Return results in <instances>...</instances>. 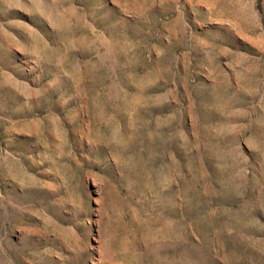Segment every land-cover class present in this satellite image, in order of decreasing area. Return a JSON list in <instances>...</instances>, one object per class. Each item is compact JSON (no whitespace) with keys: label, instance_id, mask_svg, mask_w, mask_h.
Here are the masks:
<instances>
[{"label":"rangeland","instance_id":"374dc122","mask_svg":"<svg viewBox=\"0 0 264 264\" xmlns=\"http://www.w3.org/2000/svg\"><path fill=\"white\" fill-rule=\"evenodd\" d=\"M0 264H264V0H0Z\"/></svg>","mask_w":264,"mask_h":264}]
</instances>
